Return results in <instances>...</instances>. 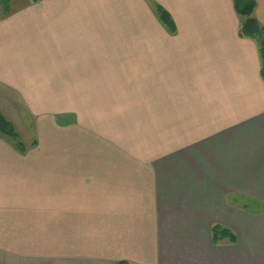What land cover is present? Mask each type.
<instances>
[{
  "label": "crops",
  "instance_id": "1",
  "mask_svg": "<svg viewBox=\"0 0 264 264\" xmlns=\"http://www.w3.org/2000/svg\"><path fill=\"white\" fill-rule=\"evenodd\" d=\"M22 1L0 113L16 128L20 101L38 140L0 135V264H264V79L233 0ZM114 50H136L128 88Z\"/></svg>",
  "mask_w": 264,
  "mask_h": 264
},
{
  "label": "trees",
  "instance_id": "2",
  "mask_svg": "<svg viewBox=\"0 0 264 264\" xmlns=\"http://www.w3.org/2000/svg\"><path fill=\"white\" fill-rule=\"evenodd\" d=\"M37 2L39 0H32ZM235 12L242 19L240 27V35L243 37H250L257 42L260 60H261V76L264 79V27L261 26L252 16L255 8L254 0H233ZM154 10L159 21L169 30L170 33L175 32V24L170 15L160 5L155 4ZM0 135L7 138L14 147L21 153L26 151V146L15 128V126L0 113ZM36 143L32 145L35 146ZM229 238L234 242L235 237L228 229L215 225L212 227V242H218ZM117 264H127L125 262H118Z\"/></svg>",
  "mask_w": 264,
  "mask_h": 264
},
{
  "label": "rangeland",
  "instance_id": "3",
  "mask_svg": "<svg viewBox=\"0 0 264 264\" xmlns=\"http://www.w3.org/2000/svg\"><path fill=\"white\" fill-rule=\"evenodd\" d=\"M22 3V0H0V19L10 13L13 8H20ZM112 52V58L114 61L119 60V62L123 63L126 61L127 64H121L122 66L114 67V76L111 83L114 84V88H128L126 86L122 87L121 83L124 81L134 83L136 81V50H114ZM103 53H105V51H97V58L103 57ZM124 74L128 75L124 76ZM87 100L88 99H81L82 107L87 104ZM20 104V101L12 100V120L13 123H15L22 140L29 145L34 140H38L37 130L34 128L33 116L21 111L20 108L22 105ZM70 105L76 106V104L73 103V100L70 102Z\"/></svg>",
  "mask_w": 264,
  "mask_h": 264
}]
</instances>
